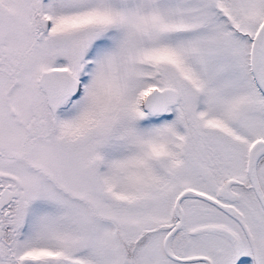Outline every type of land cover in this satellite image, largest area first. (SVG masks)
<instances>
[{"label":"snow or ice","instance_id":"obj_1","mask_svg":"<svg viewBox=\"0 0 264 264\" xmlns=\"http://www.w3.org/2000/svg\"><path fill=\"white\" fill-rule=\"evenodd\" d=\"M0 264H264V0H0Z\"/></svg>","mask_w":264,"mask_h":264}]
</instances>
